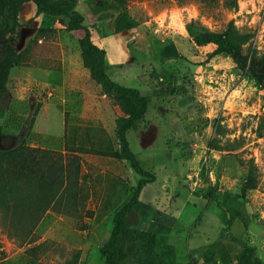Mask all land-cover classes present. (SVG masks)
<instances>
[{"label": "rangeland", "instance_id": "rangeland-1", "mask_svg": "<svg viewBox=\"0 0 264 264\" xmlns=\"http://www.w3.org/2000/svg\"><path fill=\"white\" fill-rule=\"evenodd\" d=\"M24 5L30 27L22 31V62L0 95V145L20 153L10 169L16 214L0 207V264H59L76 251L79 264H103L99 248L113 213L139 179L126 161L102 153L116 148L126 104L90 78L77 44L82 31L67 33L64 17L38 16L31 2ZM75 5L95 44L113 48V59L123 50L120 84L150 92L146 113L126 138L155 179L139 195L145 214L129 213V225L165 237L159 249L173 264H190V256L199 264H234L243 242L264 261V84L225 55L206 61L186 30L190 20L196 31H221L231 22L264 50V0H237L236 7L224 0ZM121 11L137 26L115 34ZM34 28L43 30L27 46ZM161 46L167 50L158 59ZM249 160L257 186L242 194ZM229 234L237 240L222 242Z\"/></svg>", "mask_w": 264, "mask_h": 264}, {"label": "trees", "instance_id": "trees-1", "mask_svg": "<svg viewBox=\"0 0 264 264\" xmlns=\"http://www.w3.org/2000/svg\"><path fill=\"white\" fill-rule=\"evenodd\" d=\"M197 1L207 5L216 2V0ZM28 2L33 4L35 15L64 17V31L67 33L82 31V35L77 38V44L81 62L88 69L90 78L99 85L102 94L126 104L125 114L118 120L114 131L116 148L102 153L126 161L139 179L128 199L113 213L112 227L99 248L103 264H173L167 250L159 249L160 243H165V237L159 238L147 228L131 227L128 223V215L132 211L140 215L145 214L146 208L140 202L139 195L142 188L155 179L152 172L141 167L126 138V133L132 129L134 123L146 113L150 92L124 86L110 77L109 66L105 61V50L93 42L92 32L84 23V15L75 8V0H0V95L7 89L10 70L22 62L23 50L20 48L22 31L30 27V22L21 14V8ZM224 3L226 6L236 7L237 0H224ZM195 24L190 20L186 23V30L192 43L203 50L206 61L225 55L236 70L264 84V50H259L253 45L254 34L251 31H241L231 22L221 31L207 29L196 31ZM136 26L137 21L121 11L113 22L112 31L115 34H122ZM42 30L33 29L32 37L27 39V46L41 35ZM2 108L3 103L0 100V115ZM3 136L0 125V141ZM98 142L99 140L93 145L99 144ZM16 148L2 149L0 145V207L10 211L11 215H15L17 211V203L10 201L14 191L10 177L11 161L20 154ZM256 186V168L249 160L247 173L241 184V193L245 194ZM231 222L225 221V225ZM227 236L221 235V241L237 240V237L231 234ZM207 260H211V257H207ZM190 262V264H199L192 256ZM59 264H79V252H74ZM234 264H264V261L256 254L254 246L243 242L236 253Z\"/></svg>", "mask_w": 264, "mask_h": 264}, {"label": "crops", "instance_id": "crops-1", "mask_svg": "<svg viewBox=\"0 0 264 264\" xmlns=\"http://www.w3.org/2000/svg\"><path fill=\"white\" fill-rule=\"evenodd\" d=\"M24 6L25 5H23L22 8ZM22 8H21V10H22ZM75 8H76V5H75ZM88 27H89L90 31L92 32V30H93L92 27H90V26H88ZM109 46H112V44H110ZM164 47L165 46H163V47L161 46V48L160 47H157V51H158L157 54L159 55V58L158 59H163L160 55L162 54V52H164V51L167 50L166 47L165 48ZM168 47H169V45H168ZM120 48H121V46H120ZM103 49L105 50V61H106V64L109 66V70L112 73L111 78L114 81L118 82L119 84L122 83V82H124L125 78L123 76H118L117 71H116V68L119 70L122 67V64L121 63H117V62H119V60L122 59L123 50L121 49L122 50L121 59H113L114 56L112 57V55L110 53H114V49L113 48H110V47L108 49L103 47ZM113 69H115V70H113ZM139 89L145 90L144 88H141V87H139ZM224 223H225V221H224Z\"/></svg>", "mask_w": 264, "mask_h": 264}, {"label": "water", "instance_id": "water-1", "mask_svg": "<svg viewBox=\"0 0 264 264\" xmlns=\"http://www.w3.org/2000/svg\"><path fill=\"white\" fill-rule=\"evenodd\" d=\"M22 39H23V33H22Z\"/></svg>", "mask_w": 264, "mask_h": 264}]
</instances>
